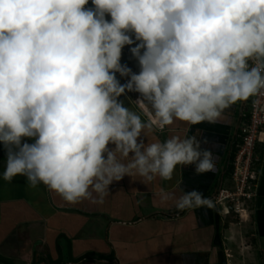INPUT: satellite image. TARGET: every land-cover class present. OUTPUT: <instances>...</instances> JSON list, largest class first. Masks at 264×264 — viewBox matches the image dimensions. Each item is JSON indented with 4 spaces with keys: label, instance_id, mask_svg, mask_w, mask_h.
I'll return each mask as SVG.
<instances>
[{
    "label": "clouds",
    "instance_id": "clouds-1",
    "mask_svg": "<svg viewBox=\"0 0 264 264\" xmlns=\"http://www.w3.org/2000/svg\"><path fill=\"white\" fill-rule=\"evenodd\" d=\"M91 3L0 0L3 180L24 176L29 188L98 205L125 176L148 185L172 181L177 166L215 172L195 136L150 141L152 124L119 98L139 93L135 103L164 128L222 122L233 105L264 94V0ZM133 44L138 73L121 64ZM162 198L180 212L214 207L197 191L177 198L162 189Z\"/></svg>",
    "mask_w": 264,
    "mask_h": 264
},
{
    "label": "crops",
    "instance_id": "crops-1",
    "mask_svg": "<svg viewBox=\"0 0 264 264\" xmlns=\"http://www.w3.org/2000/svg\"><path fill=\"white\" fill-rule=\"evenodd\" d=\"M119 99L152 124L150 141L195 136L202 150L212 152L216 171L198 175L195 165L177 166L172 181L157 178L148 185L125 176L110 185L102 204H71L43 184L29 188L24 176L5 182L7 155L0 144V264H264V136L257 146L259 198L248 220L215 203L180 212L175 198H162L163 189L177 198L181 191H197L213 200L247 101L226 110L216 124L177 120L160 128L150 109L128 96Z\"/></svg>",
    "mask_w": 264,
    "mask_h": 264
},
{
    "label": "built area",
    "instance_id": "built-area-1",
    "mask_svg": "<svg viewBox=\"0 0 264 264\" xmlns=\"http://www.w3.org/2000/svg\"><path fill=\"white\" fill-rule=\"evenodd\" d=\"M247 105L230 142L226 179L221 181L213 197L216 205H224L226 213H234L243 221L254 213L259 198L261 157L257 146L264 136V94L250 97Z\"/></svg>",
    "mask_w": 264,
    "mask_h": 264
},
{
    "label": "rangeland",
    "instance_id": "rangeland-1",
    "mask_svg": "<svg viewBox=\"0 0 264 264\" xmlns=\"http://www.w3.org/2000/svg\"><path fill=\"white\" fill-rule=\"evenodd\" d=\"M86 7H93V5L91 3V0H89V4ZM106 19H108L110 21L111 18H110V16H107ZM130 47H135V44H133L132 46H125V48L122 49L121 64L122 65H127V67L130 68L133 73H138L139 72L138 62L132 56V53L130 51ZM117 74H119V73H117ZM128 79H129L128 77H121L120 78V83L124 84V83L127 82ZM123 96L124 97L128 96L130 98H133V99L137 100V98L140 96V94L133 91V92H126V94L123 95ZM247 103H248V100H247ZM225 179H226V177L223 180H225Z\"/></svg>",
    "mask_w": 264,
    "mask_h": 264
},
{
    "label": "water",
    "instance_id": "water-1",
    "mask_svg": "<svg viewBox=\"0 0 264 264\" xmlns=\"http://www.w3.org/2000/svg\"><path fill=\"white\" fill-rule=\"evenodd\" d=\"M241 116H242V113H241ZM242 118V117H241ZM241 121V120H240ZM228 162H229V159L227 160V166H228ZM227 166H226V168H227Z\"/></svg>",
    "mask_w": 264,
    "mask_h": 264
},
{
    "label": "trees",
    "instance_id": "trees-1",
    "mask_svg": "<svg viewBox=\"0 0 264 264\" xmlns=\"http://www.w3.org/2000/svg\"><path fill=\"white\" fill-rule=\"evenodd\" d=\"M226 171H227V169H226ZM226 171H225V172H226Z\"/></svg>",
    "mask_w": 264,
    "mask_h": 264
}]
</instances>
